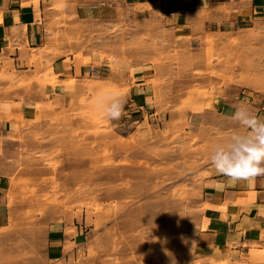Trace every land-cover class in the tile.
<instances>
[{"label": "rangeland", "instance_id": "1", "mask_svg": "<svg viewBox=\"0 0 264 264\" xmlns=\"http://www.w3.org/2000/svg\"><path fill=\"white\" fill-rule=\"evenodd\" d=\"M53 9L41 47L0 52V121L13 101L35 105L32 120L0 132L9 216L0 264H201L190 255L201 184L212 145L233 132L216 101L240 87L264 89V24L179 34L155 14L120 10L103 25L73 20L63 4ZM103 40L110 78L81 81L67 107L33 99L58 81L60 43L103 50ZM133 64L151 66L154 109L106 119L99 98L124 99ZM53 226L65 239L57 257Z\"/></svg>", "mask_w": 264, "mask_h": 264}, {"label": "crops", "instance_id": "2", "mask_svg": "<svg viewBox=\"0 0 264 264\" xmlns=\"http://www.w3.org/2000/svg\"><path fill=\"white\" fill-rule=\"evenodd\" d=\"M62 4L67 6L68 13L74 14L73 20L102 21L103 25L118 21L120 10L138 16L155 14L165 27L179 34L197 28L226 33L264 24V0H0V52L11 45L16 54L21 49L41 47L47 36L45 27L56 22L49 14L54 11L53 6ZM105 45L103 40V50L84 47L69 51L67 42L60 43L59 48L67 51L52 61L58 81L44 89L46 97L33 99H48L57 108L67 107L81 90V81L110 78L112 68ZM131 74L123 99L125 122L138 120L145 110L154 109L151 66L133 64ZM242 103L264 117V89L240 87L230 93L228 101H216V114L229 120L233 131L243 132L230 119L235 106ZM204 111L203 116H211V111ZM1 112L6 117L0 121V132L9 133L14 131L15 123L34 118L35 105L13 101ZM207 168L209 175L201 184L203 207L193 233L191 259L200 260L201 264H264V176L234 184L218 174L211 163ZM6 193L7 176L0 174V226L9 220L7 200L3 198ZM49 238L57 257L65 241L62 228L53 226Z\"/></svg>", "mask_w": 264, "mask_h": 264}, {"label": "clouds", "instance_id": "3", "mask_svg": "<svg viewBox=\"0 0 264 264\" xmlns=\"http://www.w3.org/2000/svg\"><path fill=\"white\" fill-rule=\"evenodd\" d=\"M98 109L106 119L119 120L124 115L123 99L118 96L100 97ZM230 119L243 132L233 131L212 145L209 157L211 165L218 174L234 184L264 176V117L242 103L235 106Z\"/></svg>", "mask_w": 264, "mask_h": 264}]
</instances>
